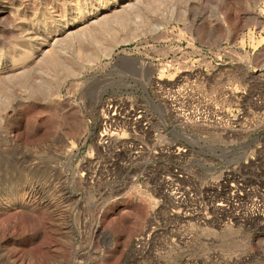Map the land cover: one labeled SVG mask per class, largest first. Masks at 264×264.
I'll use <instances>...</instances> for the list:
<instances>
[{
  "label": "rangeland",
  "instance_id": "rangeland-1",
  "mask_svg": "<svg viewBox=\"0 0 264 264\" xmlns=\"http://www.w3.org/2000/svg\"><path fill=\"white\" fill-rule=\"evenodd\" d=\"M2 1L0 264H264V232L207 230L195 223L185 227L192 239L183 248L159 238L152 254L138 259L134 239L145 229L151 205L133 196L136 182L144 188L146 174H86L90 167L81 164L87 153L92 169L114 164L91 139L85 143L107 95L145 99L156 85L168 90L181 82L188 95L207 98L234 133L230 143L218 132L211 136V168L187 169L202 184L231 176L229 185L261 198L264 0H9L15 11ZM92 176L101 179L91 182ZM112 186L123 200L104 209L98 242L96 217L83 207ZM209 213L219 215L212 208ZM248 215L240 219L247 222Z\"/></svg>",
  "mask_w": 264,
  "mask_h": 264
},
{
  "label": "built area",
  "instance_id": "built-area-1",
  "mask_svg": "<svg viewBox=\"0 0 264 264\" xmlns=\"http://www.w3.org/2000/svg\"><path fill=\"white\" fill-rule=\"evenodd\" d=\"M153 95H147L145 99L124 94L107 95L102 101L98 122L93 124L85 143L91 139L98 152L114 164L107 171H99L100 166L92 169L95 167L90 165L92 160L88 161V153L81 162L90 167L86 174H146L144 188L136 182L137 191L133 198L146 199L151 212L145 229L134 239L135 256L139 259L141 255H151L155 248L153 244L159 238L174 250L183 248L192 239L185 227L193 223L207 230L217 227L231 231L234 226H239L240 229L255 228L264 232V193L259 194L260 198L252 196L251 190L243 185L242 188L238 184L229 185L231 176L218 182L210 179L202 184L192 175L194 171L187 169L195 164L211 168L215 161V145L211 141L214 132L223 135L229 143L233 142L234 133L225 126L226 121L222 120L216 107L202 94L188 95L180 82L170 84L168 90L156 85ZM205 174L211 176L210 171ZM148 178L153 181L152 185H149ZM87 179L100 181L101 177ZM219 183L222 187L216 186ZM226 190L229 191L225 193ZM122 200L123 194L112 186L98 190L94 199L83 207L85 215L96 217L94 234L99 237L98 242L104 235L100 227L104 209ZM211 208L219 215L210 214ZM196 210L203 213L204 218L209 215L217 222L184 218L185 214H194ZM159 211L164 216L163 227L158 220ZM73 212L75 214L74 208ZM248 214L252 219L247 222L240 219ZM211 243L213 241L209 240L208 244ZM106 247L103 244L100 252H94L95 256L102 257Z\"/></svg>",
  "mask_w": 264,
  "mask_h": 264
},
{
  "label": "bare ground",
  "instance_id": "bare-ground-1",
  "mask_svg": "<svg viewBox=\"0 0 264 264\" xmlns=\"http://www.w3.org/2000/svg\"><path fill=\"white\" fill-rule=\"evenodd\" d=\"M3 1L6 3V10H11V9H12V10L15 11V9H16L15 5H12V3L9 2V0H3ZM3 1H2V2H3ZM11 1H12V0H11ZM33 1H34V0H33ZM22 3H24V2H22ZM25 3H26V2H25ZM29 3H30V2H29ZM83 3H84V2H83ZM96 3H97V2H96ZM100 3H101V2H100ZM31 4H32V2H31ZM33 4H35V3H33ZM33 4H32V5H33ZM4 5H5V4H4ZM32 5H31V6H32ZM36 5H37V4H36ZM49 5H51V4H49ZM73 5H74V4H73ZM79 5H80V4H79ZM86 5H87V4H86ZM89 5H90V4H89ZM89 5H87V6L89 7ZM18 6H19V5H18ZM21 6H23V5H21ZM82 6H83V5H82ZM1 7H3V6H1ZM35 7H36V6H34V8H35ZM52 7H53V6H52ZM54 7H55V6H54ZM60 7H61V6H60ZM72 7H73V6H72ZM83 7H84V6H83ZM79 8H81V6H80ZM84 8H85V7H84ZM32 9H33V8H32ZM53 9L55 10V8H53ZM56 9H57V8H56ZM64 9H65V7H64ZM75 9H76V8H75ZM85 9H86V8H85ZM3 10H4V9H3ZM3 10H2V11H3ZM17 10H18V9H17ZM33 10H34V9H33ZM37 10H38V9H37ZM39 10H40V9H39ZM68 10H69V8H68ZM68 10H67V11H68ZM14 11H13V12H14ZM29 11H30V10H29ZM50 11H51V10H50ZM52 11H53V10H52ZM72 11H73V10H72ZM74 11H75V10H74ZM24 12H25V10H24ZM37 12L40 13L41 11H40V12L37 11ZM59 12H60V11H59ZM75 12H76V11H75ZM14 13L16 14V12H14ZM25 13H26V12H25ZM25 13H24V15H26ZM28 13H29V12H28ZM35 13H36V11H35ZM65 13H66V14H67V13L69 14V12H65ZM8 14H9V12H8ZM11 14H12V11H11ZM56 14L58 15L57 12H56ZM59 14H60V13H59ZM61 14H62V13H61ZM32 15H33V14H32ZM35 15L37 16V13H36ZM49 15H50V14H49ZM63 15H64V14H63ZM63 15H62V16H63ZM74 15H76V14H74ZM18 16H19V15H18ZM33 16H34V15H33ZM42 16H44V15H41V17H42ZM53 16H54V15H53ZM19 17H20V16H19ZM39 17H40V16H39ZM39 17H38V19H39ZM41 17H40V18H41ZM46 17H47V16H46ZM67 17H68V16H67ZM11 18H12V17H11ZM25 18H26V17H25ZM30 18H31V17H30ZM33 18H35V17H33ZM47 18H48V17H47ZM51 18H52V17H51ZM51 18H50L49 20H52V19H53V18H52V19H51ZM59 18H60V17H59ZM20 19H21V18H20ZM38 19H37V20H38ZM54 19H55V18H54ZM74 19H75V16H74ZM76 19H77V18H76ZM13 20H14V19H13ZM29 20H30V19H29ZM37 20H36V21H37ZM39 20H40V19H39ZM42 20H44V19L42 18ZM58 20H59V19H58ZM61 20H64V18L62 17ZM68 20H69V19H68ZM17 21H18V20H17ZM19 21H20V20H19ZM30 21H32V20H30ZM46 21H47V23H48V19H47ZM65 21H66V20H65ZM69 21H70V20H69ZM23 22H24V21H23ZM27 22H28V21H27ZM43 22H44V21H43ZM49 22H50V21H49ZM55 22H56V21H55ZM57 22H58V21H57ZM62 22H63V21H62ZM14 23H15V22H14ZM14 23H13V24H14ZM31 23H33V22H31ZM44 23H45V22H44ZM65 23H66V22H65ZM65 23H64V24H65ZM67 23H68V22H67ZM15 24H16V23H15ZM29 24H30V23H29ZM45 24H46V23H45ZM59 24H60V23H59ZM69 24H70V23H69ZM25 25H26V24H25ZM34 25H35V23H34ZM54 25H55V24H54ZM54 25H51V26H54ZM67 25H68V24H67ZM71 25H72V24H71ZM15 26H16V25H14V27H15ZM40 26H41V25H40ZM40 26H38V27H40ZM58 26H59V25H58ZM62 26H63V25H62ZM31 27H32V26H31ZM33 27H34V26H33ZM33 27H32V28H33ZM49 27H50V26H49ZM65 27H66V26H65ZM15 28H16V27H15ZM45 28H46V27H45ZM18 29L20 30V28H18ZM35 29H36V28H35ZM42 29H44V28H42ZM19 30H18V31H19ZM40 30H41V29H40ZM49 30H50V29H49ZM53 30H54V29H53ZM64 30H65V29H64ZM16 31H17V30H16ZM44 31H45V30H44ZM46 31H47V30H46ZM66 31H67V30H66ZM66 31H65V32H66ZM29 32H30V31H29ZM33 32L35 33V31H33ZM48 32H49V31H48ZM50 32H51V31H50ZM63 32H64V31H63ZM18 33H19V32H18ZM25 33H27V31H26ZM38 33H39V32H38ZM42 33H43V32H42ZM61 33H62V32H61ZM23 34H24V33H23ZM27 34H28V33H27ZM32 34H33V33H32ZM37 35H38V34H37ZM40 35H42V34H40ZM26 37H27V36H26ZM30 37H31V36H30ZM32 38H34V37H32ZM21 40H22V39H21ZM24 40H25V39H24ZM27 40H28V39H27ZM35 40H36V39H35ZM35 40H34V41H35ZM54 40H55V38H54ZM29 41H30V39H29ZM31 41H32V40H31ZM34 41H33V42H34ZM27 42H28V41H27ZM40 42H41V41H40ZM43 42H44V40H43ZM52 42H53V41H52ZM55 42H56V41H55ZM34 43H35V42H34ZM29 44H30V43H29ZM51 44H52V43H50V45H51ZM57 44H58V43H57ZM59 44H60V43H59ZM52 45H53V44H52ZM17 47H18V46H17ZM14 48H15V47H14ZM38 48H39V47H38ZM51 48H52V47H51ZM53 48H54V47H53ZM55 49H56V48H55ZM60 49H61V48H60ZM48 51H49V50H48ZM55 51H56V50H55ZM58 53H59V52H58ZM55 54H56V53H55ZM55 54H54V55H55ZM67 54H68V53H67ZM11 55H12V54H11ZM41 56H43V55H41ZM55 56H56V55H55ZM56 57H57V56H56ZM60 57H61V56H60ZM57 58H58V57H57ZM63 58H64V57H63ZM63 58H62V59H63ZM67 58H68V57H67ZM27 59H28V58H27ZM46 59H47V58H46ZM53 59H54V58H53ZM58 59L60 60V58H58ZM62 59H61V60H62ZM8 60H9V59H8ZM15 61H17V60H15ZM23 61H24V59H23ZM23 61H22V62H23ZM54 61H55V60H54ZM54 61H53V62H54ZM19 62H21V61H19ZM28 62H29V61H28ZM36 62H37V61H36ZM45 62H46V61H45ZM55 62H56V61H55ZM8 63H9V62H8ZM25 63H26V62H25ZM57 63H59V62H57ZM61 63H62V61H61ZM65 63H66V62H65ZM27 64H28V63H27ZM34 64H35V63H34ZM44 64H45V63H44ZM52 64H53V63H52ZM55 64H56V63H55ZM21 66H22V65H21ZM26 66H27V65H26ZM26 66H25V67H26ZM54 66H55V65H54ZM67 66H68V65H67ZM17 67H18V66H17ZM56 67H57V66H56ZM6 68H7V67H6ZM48 68H49V67H48ZM53 68H54V67H53ZM58 68H60V67L58 66ZM69 68H70V67H69ZM9 69H10V68H9ZM54 69H55V68H54ZM64 69H65V68H64ZM66 69H67V68H66ZM46 70H48V69H46ZM62 71H63V70H62ZM49 72H50V71H49ZM52 72H53V71H52ZM54 72H55V71H54ZM11 73H12V72H11ZM1 74H2V73H1ZM6 74H7V72H6ZM75 77H76V76H75ZM0 78H1V77H0ZM181 80H182V79H181ZM170 81H171V80H170ZM176 81H177V80H176ZM182 81H183V80H182ZM180 83H181V82H180ZM8 87H9V86H8ZM97 95H98V94H97ZM100 95H101V94H100ZM21 97H22V95H21ZM18 101H19V100H18ZM35 166H36V165H35ZM37 166H38V165H37ZM42 166H43V165H42ZM43 169H44V168H43ZM43 169H42V170H43ZM45 169H46V168H45ZM45 169H44V170H45ZM42 170H38V171H42ZM226 179H227V178H226ZM219 184H220V183H219ZM220 185H221V184H220ZM220 185H219V186H220ZM217 186H218V185H217ZM11 190H12V189H11ZM228 191H229V190H226V191H224V192L227 193ZM11 193H12V192H11ZM11 193H10V194H11ZM225 193H224V194H225ZM256 195H257V194H256ZM258 197H259V196H258ZM8 201H9V200H8ZM13 201H14V200H13ZM22 201H23V200H22ZM22 201H21V202H22ZM11 202H12V201H11ZM20 204H21V203H20ZM12 205H13V204H12ZM17 205H19V202L17 203ZM21 205H23V204H21ZM24 205H25V203H24ZM199 212H200V211L196 210L195 212H193L194 214H187V215L185 214L184 218H185V219H188V218H195V219H201V220H202V219H205L204 221H206V222H208V223H216V222H217V220H216L214 217H211V216H209V215H207L206 218H204V215H202L203 213H202V214H199V215H201L200 218H199V217H198V213H199ZM200 213H201V212H200ZM248 216H249V215H248ZM241 217H242V216H241ZM243 217H245V216H243ZM245 218H246V217H245ZM251 218H252V217H251ZM242 219H244V218H242ZM243 221H244V220H243ZM244 222H245V221H244ZM234 238H235V237H234ZM234 238H233V239H234ZM233 241H234V240H233ZM240 242H242V241H240ZM234 243H235V242H234ZM230 244H232V243H230ZM237 244H241V243H238V242H237ZM232 245H233V244H232ZM233 246H236V245H233ZM237 246H240V245H237ZM237 246H236V247H237ZM230 249H231V248H230ZM238 257H239V256H238ZM244 257H245V256H244ZM90 264H91V263H90Z\"/></svg>",
  "mask_w": 264,
  "mask_h": 264
}]
</instances>
